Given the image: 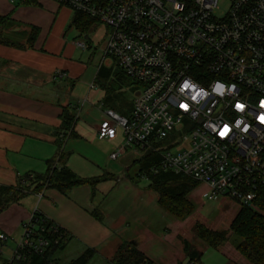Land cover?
<instances>
[{
    "label": "built area",
    "instance_id": "2783aa9c",
    "mask_svg": "<svg viewBox=\"0 0 264 264\" xmlns=\"http://www.w3.org/2000/svg\"><path fill=\"white\" fill-rule=\"evenodd\" d=\"M53 1L108 26L105 56L133 82L130 114L107 110L99 126L101 139L124 132L111 158L159 152L156 170L252 206L264 187V0H228L225 11L219 0ZM68 239L34 212L14 256Z\"/></svg>",
    "mask_w": 264,
    "mask_h": 264
},
{
    "label": "crops",
    "instance_id": "0c3cea01",
    "mask_svg": "<svg viewBox=\"0 0 264 264\" xmlns=\"http://www.w3.org/2000/svg\"><path fill=\"white\" fill-rule=\"evenodd\" d=\"M0 15L16 22L6 32L16 35L23 45L0 44V185H15L18 175L28 172L47 171V161L57 155L56 131L65 107L75 114L73 133L64 144V152L69 153L66 165L80 177L104 178L94 190L89 185L67 193L49 188L10 205L0 213V253L5 259L14 256L23 224L38 212L68 234L64 249L57 253L59 258L62 251L73 247L77 254L73 259L86 248L111 259L125 240V217L122 214L110 222L97 219L92 211L114 192L125 193V174L135 152L124 148L117 158H111L124 146L121 128L110 139L98 135L106 111L112 110L104 104L106 92L97 78L105 63L95 65L93 53L84 55L75 43L95 24L87 31L72 26L74 12L53 0H0ZM34 27L38 35L30 44L27 34ZM72 30L77 33L74 37ZM85 39H90L88 34ZM107 67L116 66L112 61ZM142 242L138 237L140 250ZM216 250L223 257L221 264H252L236 249Z\"/></svg>",
    "mask_w": 264,
    "mask_h": 264
},
{
    "label": "trees",
    "instance_id": "16d2710c",
    "mask_svg": "<svg viewBox=\"0 0 264 264\" xmlns=\"http://www.w3.org/2000/svg\"><path fill=\"white\" fill-rule=\"evenodd\" d=\"M35 3L36 0H30ZM97 20L91 16L80 12H74L72 26L81 31H87ZM11 18L0 15V44L20 45V39L16 35L7 33L11 26L15 25ZM38 35V28L34 27L27 34V42L33 44ZM116 67L101 66L97 78L103 81L101 84L105 90L104 104L106 107L117 111L121 115H129L132 109L130 97L121 91L128 87L130 90L133 82L129 79L122 69ZM61 126L56 131L57 155L47 161V171L45 173L28 172L18 175L15 185H0V213L6 210L10 205L20 202L24 197L31 193H42L45 189L56 188L63 193H67L73 187L89 185L93 190L104 180L103 177L83 178L73 172L67 165L66 160L69 153L64 152V144L67 136L72 135L75 114L69 107L63 109L61 115ZM161 161L159 152H147L142 158L133 161L134 166L138 167L137 176L139 180L146 178L147 185L151 187L160 196L161 206L175 217L183 220L195 210L194 205L186 200L197 186L198 182L192 178L178 174L172 171L156 170ZM132 165L127 171H130ZM106 179V178H105ZM94 192V191H93ZM93 216L102 220L103 215L99 207L92 211ZM38 218L45 217L35 212ZM198 236L211 248L219 249L221 245L229 240L227 231H215L201 223L195 226ZM230 231L240 240L235 242L234 246L250 263L264 264V187L260 188L257 198L252 206L244 205L236 218L233 220ZM62 232L64 230L62 229ZM66 233V232H65ZM67 242L63 244H51L43 254L20 252L11 259H5L0 253V264H63L57 253L64 249ZM184 250L186 252L187 264H202L201 251L193 248L190 243L185 242ZM98 255L94 248H86L79 257L72 259L66 264H89L92 258ZM104 264H156L152 259L146 256L136 245L132 243H122L115 255L111 259H105Z\"/></svg>",
    "mask_w": 264,
    "mask_h": 264
},
{
    "label": "rangeland",
    "instance_id": "374dc122",
    "mask_svg": "<svg viewBox=\"0 0 264 264\" xmlns=\"http://www.w3.org/2000/svg\"><path fill=\"white\" fill-rule=\"evenodd\" d=\"M219 2L221 11H225L228 0H219ZM70 34L72 37L77 35L75 30H72ZM86 34L89 35V40L85 39ZM107 40L108 26L97 21L91 30L77 37L75 43L85 41L86 49L77 46L80 52L84 55L93 53L95 65L97 63L98 66L102 62L107 67L112 62L110 57L103 56ZM125 93L130 99L134 96L133 91L126 87ZM142 156L144 155L137 152L134 159L142 158ZM137 172L138 167L132 165L131 170L125 174V193L114 192L102 206H98L107 221L113 222L121 218L122 214L125 217V233L123 234L125 240L122 243H132L141 237L143 239L141 250L156 264H187L188 258L184 250L187 241L193 248L203 253L204 264H221L223 261L221 253L209 247L196 232V224L201 223L215 231H227L229 240L219 248L235 250L234 244L240 239L231 233L230 227L244 206L242 203L230 197L220 199L204 197V193L208 192V186L198 182L196 188L186 197V200L194 205L195 210L181 220L161 206L159 194L147 185L146 178L139 180ZM75 255L77 256L74 248L68 247L60 253V258L63 263H67L76 257ZM104 260L98 254L89 264H104Z\"/></svg>",
    "mask_w": 264,
    "mask_h": 264
},
{
    "label": "water",
    "instance_id": "95a60500",
    "mask_svg": "<svg viewBox=\"0 0 264 264\" xmlns=\"http://www.w3.org/2000/svg\"><path fill=\"white\" fill-rule=\"evenodd\" d=\"M132 244L136 245L137 244V241L132 242Z\"/></svg>",
    "mask_w": 264,
    "mask_h": 264
},
{
    "label": "snow or ice",
    "instance_id": "6c2138e0",
    "mask_svg": "<svg viewBox=\"0 0 264 264\" xmlns=\"http://www.w3.org/2000/svg\"><path fill=\"white\" fill-rule=\"evenodd\" d=\"M223 135V133H221Z\"/></svg>",
    "mask_w": 264,
    "mask_h": 264
}]
</instances>
